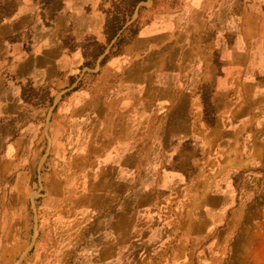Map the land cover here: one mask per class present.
<instances>
[{
	"label": "rangeland",
	"instance_id": "374dc122",
	"mask_svg": "<svg viewBox=\"0 0 264 264\" xmlns=\"http://www.w3.org/2000/svg\"><path fill=\"white\" fill-rule=\"evenodd\" d=\"M234 1L239 12L245 2L259 6V0ZM169 4L176 13L185 11L186 0H0V27L38 22L44 33L59 37L67 52L77 49L80 59L59 90L31 79L23 86L29 112L41 111L37 120L44 127H0V138L25 143L6 152L0 147V157H12L10 165L0 163V264H92L102 251L97 238L106 223L115 221V209L126 239L135 235L134 221L154 206L161 220L177 218L174 197L164 188L154 189L150 181L153 165L162 168L164 160V149L153 146V127L195 122L194 101L184 98L187 91L202 93L203 120L215 125L212 85L200 82L196 88L194 80L224 74L227 52L218 45L242 48L241 27L252 21L218 20V28L212 29V20H204L202 30L195 27L190 37L178 19L169 32L153 20L152 13L164 12ZM85 14L103 18L104 38L83 31ZM185 78L193 83L185 84ZM169 94L172 98H165ZM70 97L71 117L63 127H53ZM166 103L168 115L163 114ZM253 170L240 182L247 191L244 204L250 205L243 219L255 221L264 219L257 208L264 206V167ZM142 184L151 195L132 191ZM241 232L259 234L255 229ZM120 255L123 264H137L135 250L126 248ZM260 257L264 264V243Z\"/></svg>",
	"mask_w": 264,
	"mask_h": 264
},
{
	"label": "crops",
	"instance_id": "0c3cea01",
	"mask_svg": "<svg viewBox=\"0 0 264 264\" xmlns=\"http://www.w3.org/2000/svg\"><path fill=\"white\" fill-rule=\"evenodd\" d=\"M244 4V11L239 12L234 0H186L182 13L174 12L172 4L164 12L152 13L160 29L169 32L178 19L190 37L195 27L197 31L202 30L200 26L204 27L206 22L203 21L208 19L213 22L212 29L218 28V20L239 18L252 24L241 27L240 35L245 36L242 48L240 44H227L226 49L218 45L219 50L227 52L222 60L225 67L222 76L209 74V79H205L197 75L194 80L196 88L200 82L212 85L216 100L212 105V115L217 117L215 125L203 120L202 93L187 91L184 98L194 101L195 122L176 126L165 122L164 127L156 130L153 127L156 133L151 136L153 146L164 149V160L162 168L155 166V162L150 181L154 189L164 188L174 197L173 202L179 209V214H175L177 218L161 220L154 206L148 217L141 213L134 221L135 235L126 239L125 231L118 227L122 216L115 209V221L106 223L105 233L97 238L95 245H102V251L98 261L93 257L92 264H123L120 253L126 248L135 250L137 264H263L260 253L264 243V235H261L264 219H243L242 213L250 205L244 204L247 191L242 189L240 177L255 171V166L264 167V10L261 0L259 6L257 1ZM193 19L196 24L189 23ZM16 23L19 26L11 28L10 24H4L0 27V127H44L37 120L42 112H29L22 88L31 79L36 85L59 90L60 81L68 79V72L71 74L79 66V55L77 49L67 52L59 37L44 33L38 22ZM222 25L234 30L230 23ZM82 26L83 31L99 33L104 38L102 17L85 14ZM27 31L29 38L25 37ZM215 46L212 44V48ZM185 79V84L193 83ZM163 110L164 115L171 114V110L165 114L167 103ZM58 115L60 122L53 127H63V120L71 117V97ZM22 145L25 147L22 139L0 138V147L5 148V152ZM11 159V156L0 157V163L10 165ZM215 162L219 165L212 169ZM139 185L132 191L141 189L151 195V190ZM257 208L259 212L264 211L262 205ZM138 212L139 208L134 215ZM241 229H255L259 234L242 235ZM225 257L227 263H223Z\"/></svg>",
	"mask_w": 264,
	"mask_h": 264
}]
</instances>
